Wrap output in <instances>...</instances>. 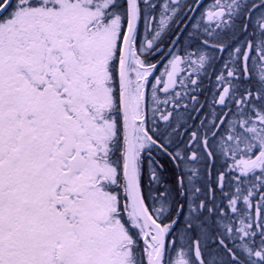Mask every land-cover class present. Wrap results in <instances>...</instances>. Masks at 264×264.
Returning <instances> with one entry per match:
<instances>
[{"label":"snow or ice","instance_id":"snow-or-ice-1","mask_svg":"<svg viewBox=\"0 0 264 264\" xmlns=\"http://www.w3.org/2000/svg\"><path fill=\"white\" fill-rule=\"evenodd\" d=\"M0 264H264V0H0Z\"/></svg>","mask_w":264,"mask_h":264}]
</instances>
